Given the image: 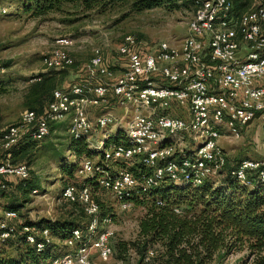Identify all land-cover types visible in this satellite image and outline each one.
Wrapping results in <instances>:
<instances>
[{
  "label": "built area",
  "instance_id": "built-area-1",
  "mask_svg": "<svg viewBox=\"0 0 264 264\" xmlns=\"http://www.w3.org/2000/svg\"><path fill=\"white\" fill-rule=\"evenodd\" d=\"M187 1L191 17L180 46L150 44L125 34L116 49L119 62L111 64L121 69L119 74L109 68L101 47H94L91 75L54 89L41 114L25 110L18 123L0 131V190H9L4 179H29V166L13 162V150L26 138L45 139L51 124L67 123L69 139H84L90 150L100 153L98 158L73 155L81 181L64 185L60 198L77 204L85 220L58 239L62 249L41 264H94V259L112 258L111 217L102 215L92 186L84 180H95L118 210L126 212L134 205L133 196L163 184L199 186L219 177L227 163L221 138L239 137L255 124L264 133V3L236 16L230 0ZM74 43L69 36H58L43 55L45 69L72 66ZM123 107V116L136 113L125 127L122 117L113 114ZM98 131L102 138L92 145ZM197 139L198 145L190 148L188 143ZM138 164L147 172L129 170ZM263 165L241 160L230 174L239 181L264 182ZM19 218L14 210L1 212V241L13 236ZM21 231L37 252L54 244L48 229L22 225Z\"/></svg>",
  "mask_w": 264,
  "mask_h": 264
},
{
  "label": "rangeland",
  "instance_id": "rangeland-1",
  "mask_svg": "<svg viewBox=\"0 0 264 264\" xmlns=\"http://www.w3.org/2000/svg\"><path fill=\"white\" fill-rule=\"evenodd\" d=\"M243 3L241 13L255 4H263L264 0H240ZM5 8L6 12H2ZM191 17V8L178 1V7L168 9L158 6L149 10L136 11L131 3H115L105 8L85 10L74 3L64 4L59 11L50 12L39 18H32L15 6L14 0L0 2V131L9 125L19 122L21 114L29 110L27 98L30 87L41 76L54 80V88H68L79 83L93 73L90 66L91 52L94 47H101L105 61L116 74L121 69L111 64L119 62L116 49L125 34H133L150 44L166 41L171 45L180 46L187 35V22ZM69 36L74 40L71 56L73 67L62 70H47L43 65V55L48 52L58 36ZM244 52L245 50L242 49ZM125 108L113 110V114L121 119L122 127L134 116V110L124 115ZM67 123L50 125V134L35 143L28 156H18V161L26 163L30 168V177L38 184V192H27L24 195L16 190L17 179H10L12 186L6 192V197L0 196V217L6 207H14L18 213L19 224L22 220L29 222L59 221L76 223L84 222V216L78 206L67 203L60 198L61 190L66 183H79L76 169L71 175L63 173L64 162L73 163V155L68 150L70 141ZM102 131H98L92 145H98ZM199 143L189 142L194 148ZM220 146L227 156L229 167L235 166L241 160H254L264 163V133L260 124H255L241 133L239 137H224L219 140ZM97 152V151H96ZM100 156V153L85 155ZM224 169L219 177L210 179L219 181L225 174ZM94 196L99 199L102 215L111 217L109 229L113 232L112 246L118 242L134 240L138 234L140 219L144 216L148 205H133L129 211L121 212L113 203L111 195L97 190ZM147 203V202H145ZM6 245L0 239L1 261L19 260L21 250L16 244V237H9ZM55 237L52 239L57 253L62 249V243ZM3 243V244H2ZM152 252L153 251H149ZM148 252L149 256L150 255ZM51 254V253H50ZM246 251L229 255L222 263L240 264L245 259ZM48 257L45 256L44 262ZM135 256L131 253V263ZM94 264H121L115 259V254L107 262L94 259Z\"/></svg>",
  "mask_w": 264,
  "mask_h": 264
},
{
  "label": "trees",
  "instance_id": "trees-1",
  "mask_svg": "<svg viewBox=\"0 0 264 264\" xmlns=\"http://www.w3.org/2000/svg\"><path fill=\"white\" fill-rule=\"evenodd\" d=\"M179 0H14L22 12L32 18L45 16L50 12L59 11L64 4L74 3L85 10L105 8L115 3H131L136 11L149 10L158 6L168 9L178 7ZM191 8L187 0H180ZM234 14L243 10L240 0H230ZM74 64L70 67H73ZM54 80L41 76L30 87L27 98L29 110L41 114L51 100ZM37 141L26 138L18 148L13 150L12 161L19 162L18 156H28ZM72 155L81 157L95 153L88 148L84 139L72 140L68 143ZM63 173L71 175L77 169L74 163H62ZM264 169V165L262 166ZM225 174L219 181L206 180L202 185L163 184L141 197L133 196L136 205H148L138 225V234L134 240L120 241L113 247V255L121 264H132L131 253L136 257L133 264H211L222 263L235 252L246 251L245 259L240 264H264V182L261 180H235L226 163ZM135 175L146 173L147 169L138 164L129 167ZM254 175L249 176L252 179ZM9 188L10 180H2ZM16 190L24 195L38 190V184L31 179L19 180ZM92 186L93 193L99 186L95 180H84ZM67 184V183H66ZM65 184V185H66ZM8 191V190H7ZM5 190L0 196L6 197ZM96 198V197H95ZM99 202V199L96 198ZM147 202V203H145ZM159 202V203H158ZM78 206L77 204H72ZM79 207V206H78ZM101 207V205H100ZM83 214L81 208L79 207ZM175 209L178 212H175ZM4 210H14L6 207ZM17 212V211H16ZM84 216V214H83ZM85 220V216H84ZM45 221L29 222L22 220L13 233L16 244L21 250L19 260L1 261V264H41L47 255L54 253L55 244L46 246L37 252L33 245L25 240L21 231L22 225L35 229H48L53 237L63 240L74 227L82 226L83 221L76 223ZM10 238L2 241L6 245ZM153 251L152 256L148 255ZM51 253V254H50ZM48 257H46L48 259ZM45 262V261H44Z\"/></svg>",
  "mask_w": 264,
  "mask_h": 264
}]
</instances>
